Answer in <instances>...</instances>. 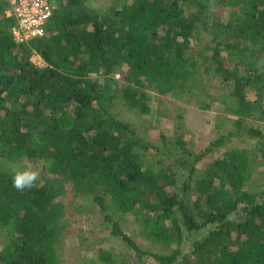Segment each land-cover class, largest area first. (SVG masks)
<instances>
[{"label":"trees","instance_id":"obj_1","mask_svg":"<svg viewBox=\"0 0 264 264\" xmlns=\"http://www.w3.org/2000/svg\"><path fill=\"white\" fill-rule=\"evenodd\" d=\"M209 1L113 0L104 9L89 0H49L56 9L46 35L17 44L9 2L0 0V264H62L67 184L74 198L99 205L113 236L132 249L130 258L104 252L106 263L264 264V190L245 189L255 158L264 163L263 131L249 128L259 138L257 155L231 149L203 172L197 157L183 189L195 193L190 203L173 188L174 170L188 168L189 159L154 161L151 151L159 147L112 112L121 98L149 114L151 93L189 101L200 94L193 77L201 70L234 81L238 122L254 109L264 123V0H216L236 8L228 18ZM203 32L212 37L211 53L192 45ZM36 54L43 66L32 60ZM229 55L237 58L233 68ZM118 71L125 81L119 90L111 82ZM247 87L256 91L253 106ZM39 162L52 178L42 173L33 187L16 190L14 172ZM110 207L131 215L151 243L170 252L142 248Z\"/></svg>","mask_w":264,"mask_h":264},{"label":"rangeland","instance_id":"obj_2","mask_svg":"<svg viewBox=\"0 0 264 264\" xmlns=\"http://www.w3.org/2000/svg\"><path fill=\"white\" fill-rule=\"evenodd\" d=\"M89 2L104 9L113 4V0H89ZM209 5L215 13L222 14L223 18H228L236 12L235 7H223L217 4L216 0H210ZM192 45L211 53L212 37L203 32ZM259 53H256V56ZM236 59L235 56H226L227 67L233 68ZM32 60L40 66L43 63V59L38 54L34 55ZM111 82L114 85L118 82L116 86L118 90L123 87L125 81L122 72L118 71ZM193 84L200 94L189 101H181L171 95L151 93L149 114H141L125 106L121 98L116 99L112 109L115 116L133 125L139 137L159 147L151 151V158L154 161L166 159L164 164H169L174 163L177 158L189 159L188 168L185 166L184 169L174 170L176 184L173 188L190 203L194 202L195 193L185 194L183 189L184 184L189 181L190 166L197 157L202 155L196 163V168L199 172H203L208 163L223 157L225 151L231 149H244L257 155L259 138L251 136L249 128H260L264 133V123L257 119L254 109L251 111L252 114L244 116L242 121L238 122L242 107L233 95L234 81L224 80L213 72L206 73L200 70L194 74ZM245 93L250 105L253 106L257 98L255 89L247 87ZM221 137H224L221 146L207 149L212 142ZM255 159L245 186L246 190L253 193L264 190V163L261 157ZM160 166H163V163L157 165V168ZM27 168L37 172L38 177L43 173L52 178L40 162L30 163ZM76 193V189L71 184H67L66 193L61 197L64 206L63 220L67 223L64 235L57 245L62 264H110L101 258L104 252H110L116 259L130 258L132 249L121 237L113 236L112 224L105 221L99 205L81 195L74 198ZM109 213L142 248L170 252L169 248L166 249L161 244L151 243L131 215H122L111 207ZM240 214L241 211L237 214L233 213L231 219H239ZM4 241L5 238L0 232V248ZM182 248L186 252L190 251L187 238Z\"/></svg>","mask_w":264,"mask_h":264},{"label":"built area","instance_id":"obj_3","mask_svg":"<svg viewBox=\"0 0 264 264\" xmlns=\"http://www.w3.org/2000/svg\"><path fill=\"white\" fill-rule=\"evenodd\" d=\"M6 11L8 17L14 19L11 28L15 43H28L47 33V26L55 13L56 6L49 0H8ZM44 65V62L41 66Z\"/></svg>","mask_w":264,"mask_h":264},{"label":"clouds","instance_id":"obj_4","mask_svg":"<svg viewBox=\"0 0 264 264\" xmlns=\"http://www.w3.org/2000/svg\"><path fill=\"white\" fill-rule=\"evenodd\" d=\"M37 178L38 173L35 171H30L28 168L17 170L12 176V186L18 191H23L33 187L37 181Z\"/></svg>","mask_w":264,"mask_h":264}]
</instances>
